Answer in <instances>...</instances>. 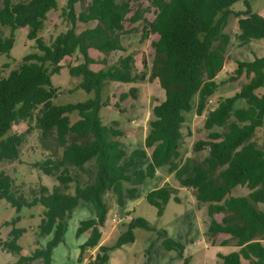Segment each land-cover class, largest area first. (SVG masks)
<instances>
[{
    "label": "trees",
    "instance_id": "obj_1",
    "mask_svg": "<svg viewBox=\"0 0 264 264\" xmlns=\"http://www.w3.org/2000/svg\"><path fill=\"white\" fill-rule=\"evenodd\" d=\"M237 2L244 3L245 11L232 10ZM77 4L86 3L67 0L62 17L68 27L47 44L39 34L48 13L57 9L56 0H0V26L10 29L8 37L0 33V55L9 57L14 32L20 28H28L26 37L35 44V52L25 55L17 68L0 75V165L19 163L27 135L33 130L42 137L54 136L60 148L31 164L56 181L52 190L41 184L25 190L24 185H16L0 171V201L16 211V217L6 224L13 228L6 240H0V250L17 255L14 264L35 260L51 264L53 248L64 240L65 221L83 202L92 206L95 218L80 222L76 231L77 238L89 232L79 246V263L84 253L97 248L87 264H107L110 252L133 243L134 230L141 229L156 233L166 251L177 252L181 264H190L184 246L165 240V233L142 218L132 217L123 223L113 245H100L112 200L119 207L126 200H135L138 188L161 169L180 187L194 193L197 206L207 205L208 238L224 235L220 246L234 249L217 254L221 264H264V57L236 62L226 83L244 79L239 91L207 109L220 86L215 78L224 66L231 42L224 32L229 17L237 20L234 40L239 48L264 39V20L251 11L248 0H165L141 37L145 40L153 35L155 39L150 43L151 62L142 59L144 71L138 72L132 53L113 63L108 60L110 54L126 51L121 38L129 20L128 5L95 0L77 12ZM94 20L98 21L94 27L76 32L77 22ZM90 50L104 57L94 59ZM76 52L82 61L66 67L69 75L80 81L70 92L82 90L90 98L83 103L56 105L54 100L61 92L52 86L51 76L59 74L61 62ZM145 79L148 83L158 81L164 97L152 108L144 148L128 154L122 148L124 132L119 123L103 124L99 117L100 109L108 106L101 94L107 83L136 84ZM135 93V89L130 92L133 97ZM194 97L196 115L205 113V138L187 149L183 143V113L192 110ZM126 98L128 94L119 96L120 101ZM239 99L245 100L246 107L234 110ZM72 113L78 116L73 123ZM21 124L27 125L26 131L13 132ZM260 131L261 140L257 136ZM146 150H150L147 166L128 175L126 171L136 159L147 158ZM239 186L247 188L248 194L229 196ZM145 201L156 208L159 218L170 201L182 202L178 190L170 186L150 191ZM37 206L42 214L36 237L51 239L45 246L37 239L35 250L25 257L18 241L26 230L14 225L23 208Z\"/></svg>",
    "mask_w": 264,
    "mask_h": 264
},
{
    "label": "rangeland",
    "instance_id": "obj_2",
    "mask_svg": "<svg viewBox=\"0 0 264 264\" xmlns=\"http://www.w3.org/2000/svg\"><path fill=\"white\" fill-rule=\"evenodd\" d=\"M85 6L77 4L75 10L79 12L86 6L89 7L95 0H84ZM115 2H125L129 8L128 21L125 25V32L121 38V44L125 48V52H115L110 54L108 60L110 63L116 61L119 57L132 53L134 55L135 67L138 72H142V59L148 64L151 62L153 50L150 43L155 39V36L149 35L145 40L141 39L147 31V27L153 20L156 12L164 4L165 0H114ZM57 9L51 11L47 15L44 23V28L39 36L42 37L48 44L50 38L64 32L67 27V21L62 17V11L67 0H56ZM251 11L259 15L264 20V0H248ZM246 7L243 2H237L232 6L234 12H243ZM134 19V22L130 21ZM97 20L90 22H77L76 32H81L85 29L92 28L97 24ZM237 20L231 16L228 19L227 26L224 30L231 38V43H234V37L237 33ZM28 28H20L14 32V44L9 53L0 55V75L6 76L9 71L17 68L22 58L30 53L35 52L34 41L27 39ZM0 33L4 37H8L10 29L0 26ZM230 61L227 69L233 71L236 68L235 60L250 61L255 57H264V40H254L249 46L243 48H230ZM90 56L94 59L104 57L102 53L90 50ZM82 61L79 53H75L71 58H67L61 62L62 69L59 74L51 76V84L58 88L61 94L54 100L56 105L77 104L83 103L90 98L86 92L82 90L72 91L80 78L71 77L67 70V65H77ZM231 64V65H230ZM99 67H92V70H97ZM225 73V72H223ZM219 74V80L226 74ZM146 78L148 71H146ZM218 80V81H219ZM244 79H241V83ZM223 81V80H222ZM219 83V82H218ZM239 82L233 83L230 86L223 85L220 87L219 96H231L239 88ZM236 88L233 89V88ZM135 89V97L130 94L131 90ZM121 94H128V98L120 101ZM164 92L160 88L158 81L148 83L147 79L136 84H120L107 83L102 90L101 99L108 106L102 107L99 111V117L103 124H108L111 121H117L124 136L120 138L122 148L129 154L135 149H143L144 138L147 135L149 122L152 119V108L158 101L163 99ZM214 102V100H213ZM194 104V99L192 101ZM78 119L76 113L70 115L71 122ZM204 121V118L201 117ZM195 119L193 123V132L191 136H186L187 128L184 129V146L187 149L200 139L205 138V131L202 128V121ZM187 126V125H186ZM185 127V126H184ZM27 129L26 124L15 126L13 132L18 134L24 133ZM261 140L262 132L257 135ZM78 141V138H73ZM82 143V140H79ZM60 148L57 145L55 137L48 135L42 137L37 130H33L29 135L25 145L22 148L20 161L12 164L0 165V171L7 173L16 185H24L25 190L28 187L36 185L46 186L49 190L56 185V181L49 177L40 174L37 170L31 167V164L41 157H48L55 152H59ZM147 159H136L135 165L128 169V175H133L136 171L144 169L148 164ZM167 175L164 170L158 171L157 175L152 179H147L139 188L135 200H126L123 207H119L113 199L110 204V211L107 218V226L102 229L103 244L113 245L119 237L122 230V225L125 220H122L117 228L114 229L112 223L117 222V216L124 219L123 215L134 218H142L150 225L154 226L158 232L166 234L165 240L180 243L184 246L185 255L190 258V264H221L217 258V254H228L234 249L232 247H220L208 245L209 240L205 234L207 220V205L197 206L190 200V192L186 197L185 192H178V196L182 199L180 204L170 201L162 215L157 217L156 208L150 206L145 201V196L152 190L170 186L177 187L178 183L173 177H170L167 182H163ZM248 190L245 187L234 188L229 196L240 197L246 196ZM196 205V206H195ZM42 208L40 206L27 209L23 208L19 213L20 220L14 226L16 228L25 229L26 233L18 241L21 247L22 256H30L36 248L35 242L37 227L40 223ZM16 217V211L6 201H0V240L4 241L8 238V234L13 228L11 223ZM95 218V213L91 205L80 202L72 215L65 221L64 240L61 244L55 246L52 250L53 264H81L83 260L87 263L91 257H94L95 250H90L83 254L82 262H78L79 246L83 244L89 237V232L76 237V231L80 222ZM113 228V229H112ZM135 240L133 243L126 244L119 249H116L109 254L107 264H174L169 255L165 252L162 244L163 239H160L156 233L145 232L141 229L134 230ZM51 236H46L38 239L42 246H45ZM154 239L157 241L154 242ZM154 242V243H153ZM153 245V247L150 246ZM165 249H163L162 247ZM161 247V248H160ZM152 249V250H149ZM150 252V256L147 251ZM168 251V250H167ZM174 253H177L173 251ZM146 253V254H145ZM171 255V254H170ZM177 255V254H176ZM19 257L15 254L0 250V264H14ZM39 261H30L24 264H38ZM181 264V260L180 263Z\"/></svg>",
    "mask_w": 264,
    "mask_h": 264
},
{
    "label": "crops",
    "instance_id": "obj_3",
    "mask_svg": "<svg viewBox=\"0 0 264 264\" xmlns=\"http://www.w3.org/2000/svg\"><path fill=\"white\" fill-rule=\"evenodd\" d=\"M261 40H264V39H261ZM235 41V40H234ZM254 41V40H253ZM252 43V41L247 45V46H249L250 44ZM230 48H237L238 49V46H237V44H236V41L234 42V43H231L230 42V44H229V47H228V54H227V56H226V59H225V63H224V66H223V68H222V70L217 74V76H216V81L217 82H219L220 83V86H219V88H218V90H217V92L214 94V96L209 100L210 101V103H208V106H207V109H212L220 100H223V99H225V98H227V97H230L229 95L228 96H219V91H220V87L221 86H223V85H228V86H230L231 84H235V83H237V82H239V85L241 86V79L240 80H238V81H235V82H231V83H226V80H227V78L233 73V71H231L230 69L231 68H229V69H227V65H228V63H229V61H230V54H231V50H230ZM241 48H243V47H241ZM254 59V58H253ZM252 59V60H253ZM252 60H250V61H252ZM238 61H240V60H235V65H236V62H238ZM231 65V64H230ZM223 72H225V73H223ZM226 72H228L227 74H226ZM221 73H223V74H226L223 78H221L220 80H219V74H221ZM219 80V81H218ZM223 80V81H222ZM240 86H239V88L236 90V88H233V89H235L236 91H235V93L236 92H238L239 91V89H240ZM234 93V94H235ZM232 96V95H231ZM193 100V99H192ZM213 100H214V102H213ZM208 101V102H209ZM192 105V110L190 111V112H188V113H183V117H184V120H185V127L182 129V133L184 132V129L186 128V127H188L187 128V133H186V136H191V133L193 132V127H191V126H193V123H194V121H195V119L197 118V119H200L201 120V116H198V115H196V113H195V105H196V97H194V104L192 103L191 104ZM244 107H246V102H245V100H243V99H239V100H237L236 102H235V104H234V110H237V109H240V108H244ZM202 121V120H201ZM203 122L204 121H202V128H203ZM187 125V126H186ZM192 131V132H191ZM183 135H184V133H183ZM202 139H204V138H202ZM146 152H147V160L148 161H150V150H146ZM161 170V169H160ZM160 170H157L156 171V174L155 175H157V173H158V171H160ZM166 174V173H165ZM167 175V174H166ZM170 177H172V176H166L165 177V179L163 180V182H167L168 180H169V178ZM161 187V186H160ZM175 189H177L178 190V192H185L186 193V197H187V195H188V190H185L184 188H182V187H180L179 185L177 186V187H175ZM190 196H191V198H190V200L192 201V203H194L195 204V201H194V199H193V196H194V193H190ZM188 198V197H187ZM182 200V199H181ZM197 205V204H196ZM195 205V206H196ZM118 218V220H117V222L114 224V223H112V225H113V228L114 229H116L117 228V225L118 224H120L121 223V221L122 220H125L123 223H125V222H127V221H130L131 219H132V217L131 216H129V215H127V216H125V215H123L122 217H126V218H124V219H122V218H120L119 216H117ZM209 218L207 217V220L204 222L205 224H206V232H205V234H206V236H207V227H208V223H209ZM122 224V223H121ZM105 226H107V224H105ZM105 228V227H104ZM112 228V229H113ZM102 235H103V233H102ZM103 237V236H102ZM207 238H208V236H207ZM226 238V236H224V235H220V236H217V237H215L213 240L212 239H209L208 238V240H209V243H207V246L208 245H211V246H217V245H219L220 246V243H221V241L222 240H224ZM157 240L156 239H154V242H156ZM153 242V243H154ZM177 243V242H176ZM101 244H103V239H101V242H100V245ZM178 244H180V243H178ZM181 245V244H180ZM150 246L151 247H153V245H151L150 244ZM162 247V246H161ZM160 247V248H161ZM220 247H223V246H220ZM225 247H229V246H225ZM163 248V247H162ZM164 249V248H163ZM95 250V253L97 252V248L96 249H94ZM149 250H152V249H149ZM165 250V249H164ZM145 251H147V254L150 256V252H148V250H145ZM165 252L167 253V254H169V255H166V256H172V257H170L171 258V260L169 261V262H174V264H179L180 263V258H179V256H178V254L177 253H174L173 251H166L165 250ZM95 253H94V255H95ZM230 253V252H229ZM146 254V253H145ZM171 254V255H170ZM177 254V255H176ZM93 255V256H94ZM35 261H39V263L38 264H42V261L41 260H35ZM51 264H53V255H52V260H51ZM81 264H87L84 260H83V262L81 263Z\"/></svg>",
    "mask_w": 264,
    "mask_h": 264
},
{
    "label": "built area",
    "instance_id": "obj_4",
    "mask_svg": "<svg viewBox=\"0 0 264 264\" xmlns=\"http://www.w3.org/2000/svg\"><path fill=\"white\" fill-rule=\"evenodd\" d=\"M208 103H210V101ZM201 117H203L205 119V113Z\"/></svg>",
    "mask_w": 264,
    "mask_h": 264
}]
</instances>
